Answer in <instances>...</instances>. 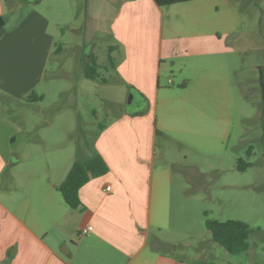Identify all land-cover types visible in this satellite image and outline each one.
Listing matches in <instances>:
<instances>
[{"label":"crops","instance_id":"1","mask_svg":"<svg viewBox=\"0 0 264 264\" xmlns=\"http://www.w3.org/2000/svg\"><path fill=\"white\" fill-rule=\"evenodd\" d=\"M8 1L13 2L0 0V105L5 113L12 111L11 105L43 101L44 95L36 92L54 57L59 24L25 5L10 7ZM195 1L158 7L153 0H84L86 31L108 36L112 43L108 56L118 59L113 78L101 85L111 83L108 87L116 92L112 98L119 108L132 95L128 103L142 109H121L100 131L90 157H102L108 172L79 189L77 209L57 195L75 161L57 168V180L39 178L26 187L14 176L3 180L24 122L0 114V264H210L201 259L202 249L186 260L175 253L184 243L159 237L169 223L172 194L189 186L179 184L177 176L161 165L158 135L172 132L227 140L226 114L241 96L240 86L211 65L223 59L231 66L232 56H240L244 49L215 31H198ZM180 12L189 24L183 33L179 18L165 25L166 17H178ZM99 49L93 45L81 58L83 70L93 60L100 63ZM86 226L91 232L78 237ZM64 246L67 255L61 252ZM163 246L171 252L160 251Z\"/></svg>","mask_w":264,"mask_h":264},{"label":"rangeland","instance_id":"2","mask_svg":"<svg viewBox=\"0 0 264 264\" xmlns=\"http://www.w3.org/2000/svg\"><path fill=\"white\" fill-rule=\"evenodd\" d=\"M39 1H8L10 7L13 3L22 4L59 23L54 32V57L46 65L47 76L36 92L44 95L43 101L11 105L9 113L0 105L1 116L13 118L18 124L24 122L11 148L12 166L3 175V180L14 176L22 187L39 178L57 180V168L93 154L100 131L116 120L123 109H142L128 100L119 108L112 98L115 91L108 87L111 83L103 87L100 80L97 84L83 78L81 58L91 46L100 48L96 54L101 65L97 73L107 83L114 75L111 64L118 60L115 55L111 61L107 58V48L112 45L108 36L89 35L86 31L84 0ZM195 2L201 21L198 31H215V35H224L227 42L244 49L240 56H232L231 66H226L223 59H216L218 62L211 65L212 70L218 69L240 86L241 96L226 114L230 123L227 140L196 139L172 132L158 135L156 153L164 158L161 165L177 176L179 184L189 186L183 193L172 194L169 223L159 237L184 243L173 251L186 260L202 249L201 259L210 264H264V0ZM173 18H179L177 26L185 32L189 24L183 13L166 17L165 25ZM140 133L145 136L146 131ZM239 159L249 163L244 171L237 170ZM57 195L62 198L59 191ZM206 220L247 224L251 230L248 249L227 253L212 241L205 228ZM159 249L171 252L164 246Z\"/></svg>","mask_w":264,"mask_h":264},{"label":"trees","instance_id":"3","mask_svg":"<svg viewBox=\"0 0 264 264\" xmlns=\"http://www.w3.org/2000/svg\"><path fill=\"white\" fill-rule=\"evenodd\" d=\"M34 1V0H26ZM38 1V0H37ZM158 7H168L183 3L192 2L195 0H153ZM108 60H112L108 56ZM112 68L114 63L111 64ZM101 65L93 61L92 65H87L83 70L85 79L91 81L106 82L105 79H100L97 73ZM33 97V93L26 97L29 100ZM41 99V97H39ZM248 156L251 151L248 150ZM249 167V163L239 159L237 164L238 171H244ZM108 172V166L99 155H94L83 161H75L71 166L65 180L58 187V191L64 203L71 209H77L80 206V199L78 196L79 189L85 185L90 179L105 175ZM205 228L211 235L214 243L222 247L227 253L237 254L248 249V237L251 233L249 226L241 221L228 220L219 222L216 220H206Z\"/></svg>","mask_w":264,"mask_h":264},{"label":"built area","instance_id":"4","mask_svg":"<svg viewBox=\"0 0 264 264\" xmlns=\"http://www.w3.org/2000/svg\"><path fill=\"white\" fill-rule=\"evenodd\" d=\"M110 187H106V191H109ZM92 230L91 226H86L84 229L81 230V233L78 235V237H82L88 233H90Z\"/></svg>","mask_w":264,"mask_h":264},{"label":"water","instance_id":"5","mask_svg":"<svg viewBox=\"0 0 264 264\" xmlns=\"http://www.w3.org/2000/svg\"><path fill=\"white\" fill-rule=\"evenodd\" d=\"M131 98H132V95L129 96L128 102L131 101ZM14 157L16 158V156H14ZM61 252H62L63 254H65V255L68 254V250H67L66 246L63 247V249L61 250Z\"/></svg>","mask_w":264,"mask_h":264}]
</instances>
